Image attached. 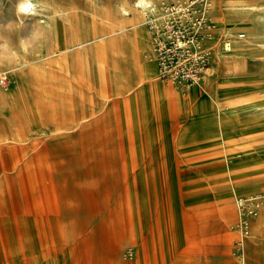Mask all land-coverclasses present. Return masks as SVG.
Returning a JSON list of instances; mask_svg holds the SVG:
<instances>
[{
  "label": "rangeland",
  "instance_id": "374dc122",
  "mask_svg": "<svg viewBox=\"0 0 264 264\" xmlns=\"http://www.w3.org/2000/svg\"><path fill=\"white\" fill-rule=\"evenodd\" d=\"M191 1L32 0L19 16L0 0V264H264V0ZM120 6L162 15L139 23L157 69L175 20L203 57L196 81L158 70L163 89L200 91L157 128L138 111L161 96L126 83L130 30L71 46ZM101 72L123 109L101 103Z\"/></svg>",
  "mask_w": 264,
  "mask_h": 264
},
{
  "label": "bare ground",
  "instance_id": "6f19581e",
  "mask_svg": "<svg viewBox=\"0 0 264 264\" xmlns=\"http://www.w3.org/2000/svg\"><path fill=\"white\" fill-rule=\"evenodd\" d=\"M212 4H213V1L210 0L209 1V9L212 8V6H213ZM158 6H160V5H157L156 0H133V4L130 6V8L133 10L143 12V11H152L154 9H158ZM25 7L27 8V11L26 12L21 11V8H25ZM14 9H15L17 15L24 16L26 14H33V13L38 12V5L33 3L32 0H16V2L14 3ZM131 9H127L126 7L120 6V8L118 9V14H117L118 18L116 17L117 19H113L112 21H109V22L103 21L102 22L103 24L100 25V27L98 25L93 26L92 30H90L89 33L80 35L79 37L75 38L71 42V46H72V48H79V47H83L84 45H86L88 43H91V44H94V45L100 47L103 44H105L111 37H114L120 33H124L126 31L130 30L132 33V36H133V49H134L133 53L134 54L126 62V65H125V70L128 73L127 75H129L128 79L126 80V83L130 84L132 86L133 85H139L140 83H143L144 88H142V89H144V90L139 92L140 93L139 95L143 96V98H144V95L146 97L147 96L149 97L150 95L161 96V98L163 100L160 99L161 101H159V102H157L155 100H153V101L148 100L147 104L142 106L141 110L138 111V113H139L138 117L140 119L145 121L146 124L150 125L152 128H157L158 126L161 125V123H163V121L165 122V120L169 117L168 114L170 113V110H171L170 108H171L173 102L178 104V109H179V105H181L183 102H185V100L189 96L196 94V93H199L200 88L194 84H192V85L188 84L186 86V90H183L181 87L176 88L175 85H173L172 83H170L169 86L166 87L165 89H163L161 87L160 80H159L160 76L158 73L155 57L150 56V57H148V59H144L141 56V52L144 50H147L148 46H147V41H146V34L139 27V23L142 21H148L145 18L146 16H144V14L147 15V17H149V18L159 19V21L162 20V22H163L162 15L155 14V12H154V14H153V12L152 13L144 12L142 17L140 18V20H138L139 18L134 19L132 16L131 17L129 16L128 10H131ZM207 12H208V5L206 7V13ZM220 16H221V19L224 18V15L222 13H220ZM200 47H201L200 45H197L196 48L194 49V51L195 50L197 51V49H199ZM223 49L226 51H229L231 49V43L228 40H226L224 42ZM76 59H77V57H76ZM204 68L205 67L202 68L198 78L193 80V81H196L200 78L201 73L204 70ZM122 76H123V74H122ZM99 77H100V83H101L100 84L101 103L102 104H106V103L108 104L109 102L117 101V103H119V105L121 106L120 108L123 109V88L118 90L117 92L107 94L104 91V86L102 83V72L99 73ZM118 77H121L120 73L118 74ZM190 82H192V81H190ZM211 86L214 87L216 85L212 84ZM222 86H224V85H222ZM217 87L221 88V86H217ZM58 100H60V99H58ZM141 104H143V103H141ZM64 110H65V108H64ZM180 119L181 120H178L176 118V119L171 121V129L173 131L178 130L181 133H189L191 131L192 127L188 123H186V120H184L182 118H180ZM61 120H62V118H61ZM179 121H183V122L180 123ZM156 124H158V125H156ZM118 125H120V124H118ZM196 150L206 151V150H208V148L204 144H198L196 147ZM70 233H72V232H70ZM113 248H114V246H113ZM176 251H178V249H175L173 252H176ZM3 253L8 254L7 247H4Z\"/></svg>",
  "mask_w": 264,
  "mask_h": 264
},
{
  "label": "built area",
  "instance_id": "2783aa9c",
  "mask_svg": "<svg viewBox=\"0 0 264 264\" xmlns=\"http://www.w3.org/2000/svg\"><path fill=\"white\" fill-rule=\"evenodd\" d=\"M204 2L206 0L191 1L188 7L194 3ZM196 17L198 23H202L203 16ZM169 43H160L157 50L158 70L162 78L179 79L189 83L198 78L202 69L203 57L199 53H190L189 46L193 43V37L184 30L183 25L175 20L170 26Z\"/></svg>",
  "mask_w": 264,
  "mask_h": 264
},
{
  "label": "clouds",
  "instance_id": "9594fccd",
  "mask_svg": "<svg viewBox=\"0 0 264 264\" xmlns=\"http://www.w3.org/2000/svg\"><path fill=\"white\" fill-rule=\"evenodd\" d=\"M21 11H27V8L25 7V8H21Z\"/></svg>",
  "mask_w": 264,
  "mask_h": 264
}]
</instances>
